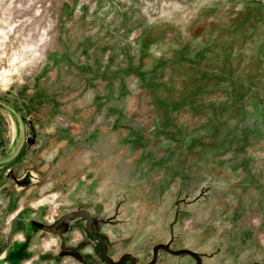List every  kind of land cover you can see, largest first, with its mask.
<instances>
[{
    "label": "rangeland",
    "instance_id": "374dc122",
    "mask_svg": "<svg viewBox=\"0 0 264 264\" xmlns=\"http://www.w3.org/2000/svg\"><path fill=\"white\" fill-rule=\"evenodd\" d=\"M0 100L113 259L264 264V0H0Z\"/></svg>",
    "mask_w": 264,
    "mask_h": 264
},
{
    "label": "crops",
    "instance_id": "0c3cea01",
    "mask_svg": "<svg viewBox=\"0 0 264 264\" xmlns=\"http://www.w3.org/2000/svg\"><path fill=\"white\" fill-rule=\"evenodd\" d=\"M24 125L26 141L15 159L16 163L0 166V247L5 245L7 241L10 243L6 250H0V258L18 240L29 235L30 237L34 236V240L27 250L30 252L28 257L30 262L38 264V260L40 262L43 260L44 264H74L69 256H64L59 262L57 238L55 235L44 233L39 229L40 226L44 225L43 216L47 211V202L50 197H57L59 208H61L62 184L57 181L56 176L52 178L47 175L46 171L40 169L39 166L42 164L41 168H43L48 159L44 153H41L35 135L32 138L28 134L31 129L30 125ZM14 130L13 126H10L6 131L8 136L13 138ZM3 137L6 138V135L0 131V142ZM14 149H8L7 154L4 157L0 156V159L10 155ZM76 210H86L90 213V209L87 207L70 209L62 213ZM62 213L59 210V215ZM96 219L101 220L100 218ZM83 225L84 221L81 218L66 224L67 228L73 227L74 229L67 242L69 248L66 250L68 252L72 251L73 247L78 244L82 243L83 245L85 240V236L81 233ZM101 229V232L108 234L110 238L115 237L110 225L101 226ZM11 231H13V235L9 233ZM45 246H49L48 249H45ZM77 248V250H81L83 246ZM82 252L93 254L90 246Z\"/></svg>",
    "mask_w": 264,
    "mask_h": 264
},
{
    "label": "flooded vegetation",
    "instance_id": "af4514ba",
    "mask_svg": "<svg viewBox=\"0 0 264 264\" xmlns=\"http://www.w3.org/2000/svg\"><path fill=\"white\" fill-rule=\"evenodd\" d=\"M91 216H92V214H91ZM81 219H83V221H84V225L81 229V233L85 236V240H84L83 245H82V243L78 244L75 247H73L72 251H69V252L66 250L67 248H69V245H67V242L69 240V236H71L72 233L74 232L73 227L67 228L66 224L68 222L75 221V219L68 220L67 222H65L60 227L61 237H58L55 235V237L57 238V245H58V254H57L58 255V261L60 262L64 256H69L74 264H106L105 261L100 256V244H99V242L87 234V232H86V221L84 218H81ZM104 225H108V224L102 220H97L96 217L92 216L91 228L94 232L99 234L104 239L105 255L110 259V262L112 264H116L122 259L123 256L129 255L134 261L133 264H136V259L132 255L127 254V253L122 254L117 259H113V256H112L113 255V248L111 249V247H110V242L108 240L107 235L101 232V230H102L101 226H104ZM26 241H28V242H26ZM29 241H30V236L25 235L23 243L20 246H18L17 244H13L9 248L7 253L2 258H0V261L3 264H17L18 261H20V259L21 260L24 259V261H28L29 260L28 259L29 253L27 251V247H28ZM165 245H168V244H165ZM81 246H83V248H81V250H77L78 249L77 247H81ZM88 246H90L91 250L93 251V254L89 253V252H82V250H85L86 248H88ZM61 247H63V248H61ZM169 249H170V247H169ZM161 254L166 255L168 253L161 251V250L157 251L154 264H159ZM168 255H170V254H168ZM170 256L180 258L181 260H179V261L184 262L183 264H190L191 261L193 262L192 264L196 263L190 256H187V255H180V256L170 255ZM182 256H184V257H182ZM152 259H153V253L151 252V260L147 264H150L152 262ZM29 263H31V262L28 261L26 264H29ZM122 264H131V262L129 260H125ZM201 264H202V262H201Z\"/></svg>",
    "mask_w": 264,
    "mask_h": 264
},
{
    "label": "water",
    "instance_id": "95a60500",
    "mask_svg": "<svg viewBox=\"0 0 264 264\" xmlns=\"http://www.w3.org/2000/svg\"><path fill=\"white\" fill-rule=\"evenodd\" d=\"M0 107L2 109H4L5 111H7L14 118V120L17 124V127H18V132H19V141H18L14 151L10 155L6 156L5 158L0 159V166H3V165H7V164L13 162L17 158L18 154L20 153V151H21V149H22V147L26 141V135H25L24 121H23L22 117L20 116V114L14 108H12L10 105L6 104L5 102H3L1 100H0ZM78 218H84L85 219L87 234L99 242L101 258L105 261L106 264H112L110 262V259L105 255L104 239L99 234H97L96 232H94L92 230V228H91L92 216L86 210H76V211L64 213L58 218V220L53 225H51V226H44L43 225V226H40L39 229L44 233H48L51 235H56L58 237H61L60 227L65 222H67L68 220L78 219ZM26 242H28V241H26ZM61 248H63V247H61ZM159 250L164 251V252H166L170 255H173V256L187 255V256H190L196 262L195 264H201V258L198 254L191 252L189 250H185V249L172 251L171 249H169L168 245H162V244H159V245H156L153 247V249H152L153 259H152V262L150 264H154L157 251H159ZM125 260H129L131 262V264L134 263L133 259L129 255H125L116 264H122ZM0 264H3V263L0 261ZM254 264H260V263H254Z\"/></svg>",
    "mask_w": 264,
    "mask_h": 264
},
{
    "label": "built area",
    "instance_id": "2783aa9c",
    "mask_svg": "<svg viewBox=\"0 0 264 264\" xmlns=\"http://www.w3.org/2000/svg\"><path fill=\"white\" fill-rule=\"evenodd\" d=\"M58 208V198L50 197L47 202V211L43 216V223L45 226H51L58 220V218L60 217Z\"/></svg>",
    "mask_w": 264,
    "mask_h": 264
}]
</instances>
